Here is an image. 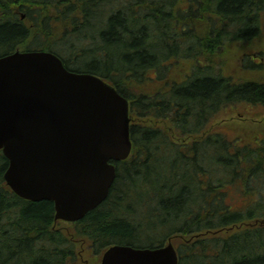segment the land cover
Returning <instances> with one entry per match:
<instances>
[{
  "label": "trees",
  "instance_id": "trees-1",
  "mask_svg": "<svg viewBox=\"0 0 264 264\" xmlns=\"http://www.w3.org/2000/svg\"><path fill=\"white\" fill-rule=\"evenodd\" d=\"M255 1L0 0V57L49 51L106 80L130 104L133 143L108 198L73 223L13 194L0 152V264H99L111 244L168 239L177 264H264V113L240 112L264 107V84L224 75L226 61H210L224 54L200 38L218 32L226 47L233 29L251 30ZM202 57L199 74L166 77Z\"/></svg>",
  "mask_w": 264,
  "mask_h": 264
},
{
  "label": "water",
  "instance_id": "water-1",
  "mask_svg": "<svg viewBox=\"0 0 264 264\" xmlns=\"http://www.w3.org/2000/svg\"><path fill=\"white\" fill-rule=\"evenodd\" d=\"M129 104L102 78L68 70L49 51L0 57L3 178L18 197L51 201L54 220L76 222L106 200L115 164L132 150ZM158 248L111 245L100 264H177Z\"/></svg>",
  "mask_w": 264,
  "mask_h": 264
},
{
  "label": "flooded vegetation",
  "instance_id": "flooded-vegetation-1",
  "mask_svg": "<svg viewBox=\"0 0 264 264\" xmlns=\"http://www.w3.org/2000/svg\"><path fill=\"white\" fill-rule=\"evenodd\" d=\"M252 10L256 19L250 24L251 30L239 33L238 27L233 29L226 47L221 48L224 35L218 37V32L207 30L200 33V38L203 39L205 49L224 54L221 62L226 61L225 64L234 65L231 71L236 82L254 81L264 84V0H256ZM206 18L207 21L210 19L215 23L219 21L218 17L210 15ZM238 70L240 75L237 74ZM261 108L264 113V107Z\"/></svg>",
  "mask_w": 264,
  "mask_h": 264
},
{
  "label": "rangeland",
  "instance_id": "rangeland-1",
  "mask_svg": "<svg viewBox=\"0 0 264 264\" xmlns=\"http://www.w3.org/2000/svg\"><path fill=\"white\" fill-rule=\"evenodd\" d=\"M198 44H200V41L199 42H197ZM181 61L180 62H177V66L175 67V68H171L170 69V71L168 72V73H166V77H169V78H174V79H178V78H182L183 77V75L185 74V73H188L189 71H190V69H188L189 68V66H193L194 65V61L192 60V59H186V60H184V59H180ZM200 62H201V64H204L205 62H206V60H205V58L204 57H202L201 59H200ZM234 66V65H233ZM232 66V64L231 63H228V65L227 64H225L224 66H223V68H224V70H223V74L224 75H230V73H231V68L233 67ZM240 70H238V72H237V74L238 75H240ZM154 76V75H153ZM157 76V75H156ZM243 105V106H242ZM242 105H240L241 107H240V112L241 113H249L250 115H258L259 116V114H261V112H262V108L261 107H257L256 109H254V110H252L251 111V106H248V105H244V104H242ZM262 115V117L264 116V114H261ZM221 117V116H220ZM223 117V116H222ZM226 117H228V116H226ZM260 117V116H259ZM218 119H219V117H218ZM257 120H261V121H263L264 119L262 118V119H257ZM215 121H217V119L215 120ZM219 122V121H218ZM134 204L136 203V199L135 198H132V200H131ZM232 201L234 202V204L236 205L237 204V201L234 199V198H232ZM149 223H150V225H152V224H154V221H149ZM180 235V234H179ZM82 264H84V261L82 262ZM85 264H88V262L86 261L85 262Z\"/></svg>",
  "mask_w": 264,
  "mask_h": 264
}]
</instances>
